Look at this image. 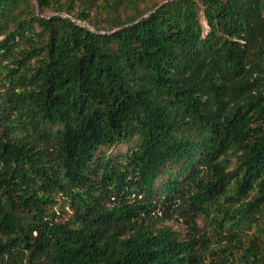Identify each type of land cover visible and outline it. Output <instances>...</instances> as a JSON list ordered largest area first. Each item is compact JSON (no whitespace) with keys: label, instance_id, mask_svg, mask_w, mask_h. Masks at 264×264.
I'll return each instance as SVG.
<instances>
[{"label":"trees","instance_id":"trees-1","mask_svg":"<svg viewBox=\"0 0 264 264\" xmlns=\"http://www.w3.org/2000/svg\"><path fill=\"white\" fill-rule=\"evenodd\" d=\"M0 264H264V0H0Z\"/></svg>","mask_w":264,"mask_h":264},{"label":"rangeland","instance_id":"rangeland-1","mask_svg":"<svg viewBox=\"0 0 264 264\" xmlns=\"http://www.w3.org/2000/svg\"><path fill=\"white\" fill-rule=\"evenodd\" d=\"M148 2H150V0H147ZM205 26H206V22L203 21ZM128 148V145L126 144H121L119 146H116L114 148H112L110 150V152L114 153L116 156L121 154L122 152L126 151ZM165 224L169 225V226H172L173 228H175L176 230H179L180 232L182 233H185L186 231V226L183 224V222L181 221V219H176V218H173V219H167L164 221ZM199 224L200 226H203L204 225V222L199 219Z\"/></svg>","mask_w":264,"mask_h":264}]
</instances>
